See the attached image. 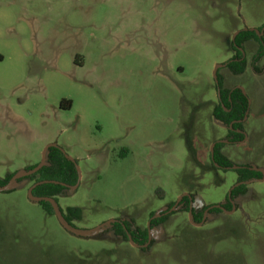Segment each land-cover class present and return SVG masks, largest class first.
I'll list each match as a JSON object with an SVG mask.
<instances>
[{"label": "rangeland", "instance_id": "obj_1", "mask_svg": "<svg viewBox=\"0 0 264 264\" xmlns=\"http://www.w3.org/2000/svg\"><path fill=\"white\" fill-rule=\"evenodd\" d=\"M263 24L264 0H0V178L56 147L78 174L59 205L83 208L80 230L107 224L68 232L24 178L0 191V264H264V177L228 211L238 175L209 169L223 139L235 165L264 170L256 40L243 74L219 68L250 100L244 141L230 142L213 116L216 66L235 54L237 30ZM118 223L147 228V242L115 235Z\"/></svg>", "mask_w": 264, "mask_h": 264}, {"label": "trees", "instance_id": "obj_2", "mask_svg": "<svg viewBox=\"0 0 264 264\" xmlns=\"http://www.w3.org/2000/svg\"><path fill=\"white\" fill-rule=\"evenodd\" d=\"M264 24L258 28L259 31L262 30ZM254 39L258 42L259 46L256 53L253 55L252 67L258 72L260 68L257 66V62H259L264 56V34L263 36H259V34L255 30H242L234 40L231 42L232 49L235 51V54L231 59L227 61V68L234 75L243 74L248 60L243 56V51H245L246 42ZM222 77V76H221ZM217 78L219 79L218 87L220 88V100L217 105H215L213 109V116L218 121L222 122L228 127L227 139L231 142H241L244 141L245 134L244 131V121L240 122L245 116V113L248 109V97L243 93L242 89L239 87L227 88L224 86L223 77L220 78L219 70L217 72ZM62 107L69 108L71 103H62ZM187 146L190 150V153L193 155V146L192 141L190 139H186ZM225 146V142H217L214 147V157L211 158V163L209 169L218 171L219 169L226 171L227 169H232L233 166H236L234 162L225 154L223 151V147ZM194 156V155H193ZM216 164L219 165L216 166ZM241 166L237 169H234L238 175L237 182H242L240 185L236 186L231 191V197L227 195L226 197V209L229 211L232 209V201H234L237 197L241 195H246L250 188L248 186V182L253 179H260L263 177L262 172L253 169L251 165H238ZM35 166L29 168L28 170L34 168ZM16 173H9L5 177L0 178V185L3 186L11 179V177ZM24 178L30 179L33 181L32 184L43 181V180H57L64 182L68 185H75L78 179L77 171L74 168V165L71 161L67 160L61 151L56 147H49L47 154V163L36 173L20 178L17 182L23 180ZM219 183V181H218ZM14 188H10L5 192H10ZM69 190V187L64 186L62 184H56L53 182L42 183L36 186L33 189V193L36 196H48L53 197L59 204L58 197L63 194L65 191ZM193 201L192 194L184 196L180 204L186 203V210H189V205ZM38 203L42 206L43 210L49 215H55L53 207L50 202L41 200ZM173 205L170 206V208ZM60 211L62 212L65 220L74 228H77L75 225V221H81L83 218V208L81 207H67L63 209L59 205ZM169 208V209H170ZM208 208V206L203 207L200 211L193 209L195 217L193 219L196 221L197 218L199 220L202 218L204 211ZM220 212L221 209L214 207L209 210V212ZM166 217H161L155 219L154 222H158L161 220H165ZM114 230V234L117 236H122L125 240H129L127 233L131 234V238L135 242H139L141 244H145L148 240V229L147 228H131L125 226L121 223L115 224L112 228Z\"/></svg>", "mask_w": 264, "mask_h": 264}, {"label": "water", "instance_id": "obj_3", "mask_svg": "<svg viewBox=\"0 0 264 264\" xmlns=\"http://www.w3.org/2000/svg\"><path fill=\"white\" fill-rule=\"evenodd\" d=\"M255 30L259 36H261L263 33H264V27L262 28L261 31H259L257 28H243V29H240V30H237L234 35H233V38L232 40L235 39V37L242 31V30ZM241 50L243 51V56H245V52L244 50L241 48ZM227 65V62L226 63H223V64H218L216 66V69L214 71V74H215V78H216V82L218 84V80H217V72L219 70V68L221 67H224ZM242 89L243 93L246 94L245 90L242 88V87H239ZM218 91H219V95H220V88L218 87ZM249 104H250V100L248 99V108H249ZM248 117V109L245 113V116L242 120H239L240 122L242 121H245ZM217 142H227L226 140H216L215 142H213L211 144V156L212 158L214 157V147L216 145ZM49 148V146H48ZM47 163V155H44L43 159H42V162L38 165V166H35L34 168L30 169V170H27V171H23V172H19V173H16L14 174L11 179L8 181V183H6L5 185L1 186L0 185V191H6V190H9L10 188H14V184L17 182V180H19L20 178H23V177H27V176H30L34 173H36L38 170H40L45 164ZM216 166L219 167L218 164H216ZM241 166H233L232 168L233 169H237ZM253 169L257 170V171H260L262 172L263 174V177H264V170L259 168V167H252ZM48 182H53V183H56V184H62L64 186H67L69 187L71 190H74L76 189V184L75 185H68L64 182H61V181H57V180H43V181H39V182H36L34 184H32L29 188V197L31 200L33 201H41V200H45V201H48L51 203L52 207H53V210L55 212V216L57 217L58 221L60 222V224L70 233L74 234V235H77V236H82V237H87V236H92V235H95L100 229H104L106 228L107 224H102L100 226H97V227H94V228H90V229H86V230H80L78 228H74L73 226H71L64 218L62 212L60 211V208H59V204L58 202L56 201L55 198L53 197H48V196H36L34 195L33 193V189L42 184V183H48ZM242 182H238L237 183V186L240 185ZM232 191V190H231ZM231 191L229 192V197H231ZM182 199V198H181ZM233 202V201H232ZM234 204V202H233ZM215 207H220V206H215ZM174 208H171L170 210L172 211ZM160 216L162 214H159ZM151 233V232H150ZM131 238V237H130ZM131 241L133 242V240L131 239Z\"/></svg>", "mask_w": 264, "mask_h": 264}, {"label": "flooded vegetation", "instance_id": "obj_4", "mask_svg": "<svg viewBox=\"0 0 264 264\" xmlns=\"http://www.w3.org/2000/svg\"><path fill=\"white\" fill-rule=\"evenodd\" d=\"M257 29H258V28H257ZM263 34H264V33H263ZM263 34H262L261 36H263ZM261 36H260V37H261ZM244 52H245V51H244ZM244 57H245V56H244ZM225 63H226V62H225ZM226 66H227V65H226ZM262 71H263L262 69L259 70V73H262ZM240 75H241V74H240ZM236 76H237V75H236ZM235 87H236V86H235ZM237 87H239V86H237ZM215 119H216V118H215ZM216 120H217V119H216ZM242 122H243V121H242ZM243 133H244V131H243ZM221 140H223V139H221ZM230 142H231V141H230ZM241 142H242V141H241ZM236 166H238V165H236ZM232 169H233V168H232ZM262 178H263V177H262Z\"/></svg>", "mask_w": 264, "mask_h": 264}]
</instances>
